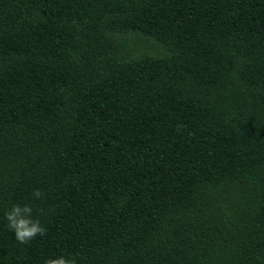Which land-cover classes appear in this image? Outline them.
I'll return each mask as SVG.
<instances>
[{
	"label": "trees",
	"instance_id": "16d2710c",
	"mask_svg": "<svg viewBox=\"0 0 264 264\" xmlns=\"http://www.w3.org/2000/svg\"><path fill=\"white\" fill-rule=\"evenodd\" d=\"M59 256L264 264V0H0V264Z\"/></svg>",
	"mask_w": 264,
	"mask_h": 264
},
{
	"label": "clouds",
	"instance_id": "9594fccd",
	"mask_svg": "<svg viewBox=\"0 0 264 264\" xmlns=\"http://www.w3.org/2000/svg\"><path fill=\"white\" fill-rule=\"evenodd\" d=\"M32 195L39 199L42 193L39 189H35ZM32 212L31 206L20 204H13L9 210L4 212L7 228L15 234V240L20 244H29L37 236L46 235L47 229L41 225L39 219H33ZM45 264H76V260L59 256L47 259Z\"/></svg>",
	"mask_w": 264,
	"mask_h": 264
}]
</instances>
